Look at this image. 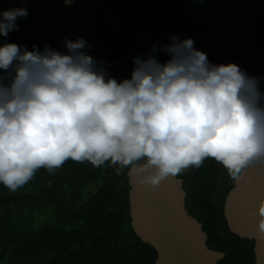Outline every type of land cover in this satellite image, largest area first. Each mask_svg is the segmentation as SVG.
<instances>
[{"label":"clouds","instance_id":"1","mask_svg":"<svg viewBox=\"0 0 264 264\" xmlns=\"http://www.w3.org/2000/svg\"><path fill=\"white\" fill-rule=\"evenodd\" d=\"M27 16L25 7L0 11V37ZM61 39L66 52L0 43V184L10 192L69 160L118 166L117 175L127 168L151 189L209 158L234 182L250 174L264 180L259 77L235 63H211L193 39L172 34L146 58L133 57L130 78L117 81L106 62L86 53L87 41ZM242 212L264 239V194Z\"/></svg>","mask_w":264,"mask_h":264},{"label":"trees","instance_id":"2","mask_svg":"<svg viewBox=\"0 0 264 264\" xmlns=\"http://www.w3.org/2000/svg\"><path fill=\"white\" fill-rule=\"evenodd\" d=\"M89 1L81 0L80 6L68 8L57 3L45 12L33 1L19 5L17 8L27 9L28 16L18 17V31L0 37V43H15L28 50L34 45L42 50L47 43L66 52L61 38L74 41L80 37L91 45L85 49L88 55L106 62L123 58L137 35L165 27L193 39L199 50L204 46L214 48L216 43L220 50L209 56V61L216 64L225 56L219 64L235 63L248 75L259 77L264 92V65H253L258 54L264 57V36L257 32V25L264 23V7L258 5L259 0H233L226 6V0H98L101 15L86 20L80 14ZM228 6L232 7V24L221 29L222 14ZM9 9L5 3L0 4V11ZM161 15L167 22H162ZM103 20H120L127 29L113 32L102 24ZM154 43H170V36L150 39L139 55L146 58ZM132 68L131 60L106 69L121 81L130 78ZM117 167L106 163L97 168L88 162L69 160L54 175L38 170L18 193L0 184V245L12 246L8 255L3 249L0 264H154L155 251L137 238L129 216V170L122 169L117 175ZM178 176L183 180L187 213L201 224L207 247L222 255L217 264H253L252 241L234 235L226 225L229 201L220 187L231 180L227 171L209 158L200 168H189ZM54 193L60 197L52 198ZM64 195L71 197L69 202ZM38 202L51 207L53 221L32 228L31 216L20 218L18 214L45 206H35Z\"/></svg>","mask_w":264,"mask_h":264},{"label":"water","instance_id":"3","mask_svg":"<svg viewBox=\"0 0 264 264\" xmlns=\"http://www.w3.org/2000/svg\"><path fill=\"white\" fill-rule=\"evenodd\" d=\"M130 218L137 238L156 253L154 264H217L222 257L206 245L201 224L185 209V192L177 176L162 181L158 189L136 182L128 172ZM225 212L228 229L239 238L253 242L254 264H264V239L254 232V218H245L242 209L255 207L264 194V180L250 174L247 182H235Z\"/></svg>","mask_w":264,"mask_h":264},{"label":"rangeland","instance_id":"4","mask_svg":"<svg viewBox=\"0 0 264 264\" xmlns=\"http://www.w3.org/2000/svg\"><path fill=\"white\" fill-rule=\"evenodd\" d=\"M32 1L36 6H39L43 12H45L48 8H53L54 6L57 5V3H61V5H63L64 7H67V8L68 7H78L81 4V0H73V2L70 5H66L64 0H26V3H21V0H0V4L5 3L6 5L10 6L12 9V8H17L19 5H21V6L29 5V3ZM232 2H233V0H226L224 3L226 6V5L231 4ZM81 9H82V11H81L80 16H84L85 18L84 17L83 18L87 20L90 18L91 15H101L100 12L102 11V5L100 4V2L98 0H90L88 2V5H85V7H82ZM225 12H223L224 14H222V19L224 20V25L221 26V29L230 28V26L232 24V21L230 20L232 7L228 6L227 11H225ZM130 16H133L132 12H131ZM160 17H161L162 22H164V23L167 22L164 15H161ZM129 20H131V19L129 18ZM103 21L104 22H102V24L110 26L113 32L121 33L127 29V26H125L124 24H121L120 20H116V21L113 20V21H106V22H105V20H103ZM30 23H31V25H33L34 20H31ZM260 31H264V30H259V29L257 30V32H260ZM68 34H70V32H68ZM70 40L73 41V38H71ZM213 46H215V47L211 48L212 46L211 47L204 46V48L200 51H203L204 53H206L207 57L215 56L217 54L216 52H218V50H220V47L216 43ZM194 47L196 48V46H194ZM196 49L199 50L198 48H196ZM157 58L161 62H163L167 59V56L162 52L159 55H157ZM222 59H225V56L217 59L215 63L219 64L220 61L223 62ZM210 62L214 63L213 60H211ZM91 189L92 188H89L88 191ZM18 191H21V188ZM16 193H18V192H16ZM65 200L67 202H69L70 198H65ZM25 215L31 216V220L29 222V225L32 228H38L45 223L53 221L52 209L50 206H46V205L43 207H39V208L34 207V208L24 209L23 212L18 214V217L22 218V217H25ZM3 262H5V261H3ZM3 264H6V263H3Z\"/></svg>","mask_w":264,"mask_h":264},{"label":"built area","instance_id":"5","mask_svg":"<svg viewBox=\"0 0 264 264\" xmlns=\"http://www.w3.org/2000/svg\"><path fill=\"white\" fill-rule=\"evenodd\" d=\"M172 34L177 35L180 39L187 38V36L184 33L177 32L175 30L168 29V28L166 29L165 27H160L157 31L149 30L147 32H144L136 36L129 52L123 58H121L120 60H115V61H106L105 67L111 68V67L118 66L119 64H123L127 61H131L133 57L141 54L144 44L147 43L150 39H153L158 35L171 36Z\"/></svg>","mask_w":264,"mask_h":264},{"label":"flooded vegetation","instance_id":"6","mask_svg":"<svg viewBox=\"0 0 264 264\" xmlns=\"http://www.w3.org/2000/svg\"><path fill=\"white\" fill-rule=\"evenodd\" d=\"M258 5L259 6H261V7H264V0H259V3H258ZM257 28L259 29V30H264V23H260V24H258L257 25ZM260 34L262 35V36H264V31H260ZM260 51H263V50H258V52H260ZM259 62H261V64L262 65H264V57H261L259 54L257 55V58L256 59H254L253 60V65H254V68H256L257 67V64L259 63ZM226 65V64H225ZM178 177H180V176H178ZM180 180H182L181 178H180ZM229 181V180H228ZM234 185H235V182L234 181H232V180H230L229 181V184H227L226 186H222V187H220V192L221 193H223L224 194V196H225V198L224 199H226V200H228V198H229V196H231L232 194H231V191H233V188H234ZM182 186H183V180H182ZM89 192H90V190H89ZM60 197V195L58 194V193H54V195H53V197L52 198H54V199H57V198H59ZM64 197L65 198H71L70 196H66V195H64ZM185 199V198H184ZM43 206V205H46L45 203H42V202H38V203H36V206ZM184 205H185V202H184ZM186 211H187V209H186ZM249 241H251V240H249ZM253 243V242H252ZM12 247V246H11ZM11 247H3V246H1L0 245V254H1V252L3 251V249H6L7 250V255H8V250L9 249H11ZM6 258V257H5ZM254 264V263H253Z\"/></svg>","mask_w":264,"mask_h":264}]
</instances>
